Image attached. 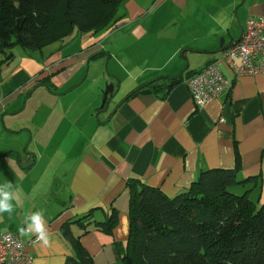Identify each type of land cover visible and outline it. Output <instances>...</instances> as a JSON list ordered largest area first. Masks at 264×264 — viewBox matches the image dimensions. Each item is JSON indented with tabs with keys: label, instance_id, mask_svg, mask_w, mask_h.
I'll list each match as a JSON object with an SVG mask.
<instances>
[{
	"label": "crops",
	"instance_id": "0c3cea01",
	"mask_svg": "<svg viewBox=\"0 0 264 264\" xmlns=\"http://www.w3.org/2000/svg\"><path fill=\"white\" fill-rule=\"evenodd\" d=\"M258 18L264 0H123L102 31L14 51L0 70V189L12 183L13 205L0 214V236H17L32 264H64L75 239L93 264H118L129 182L171 198L202 172L237 164L239 179L251 180L239 192L251 190L264 209V73L234 78L222 66L231 87L202 108L186 87ZM154 82L162 90L138 92ZM34 212L47 244L32 242ZM112 213L106 234L96 223Z\"/></svg>",
	"mask_w": 264,
	"mask_h": 264
},
{
	"label": "trees",
	"instance_id": "16d2710c",
	"mask_svg": "<svg viewBox=\"0 0 264 264\" xmlns=\"http://www.w3.org/2000/svg\"><path fill=\"white\" fill-rule=\"evenodd\" d=\"M122 1L0 0V70L13 59L14 47L36 52L106 29ZM160 89L154 82L138 92ZM238 167L204 171L171 198L129 182V236L118 264H264V209L251 190L239 192L251 180L239 179ZM115 224L112 213L96 227L110 234ZM71 241L75 254L64 264H93L79 240Z\"/></svg>",
	"mask_w": 264,
	"mask_h": 264
},
{
	"label": "built area",
	"instance_id": "2783aa9c",
	"mask_svg": "<svg viewBox=\"0 0 264 264\" xmlns=\"http://www.w3.org/2000/svg\"><path fill=\"white\" fill-rule=\"evenodd\" d=\"M222 66L229 68L234 78L264 73V18L249 19L237 42L187 80L190 98L198 108L230 89L231 82L224 78ZM38 241L32 239L33 243ZM0 264H32L25 244L17 236L9 233L0 236Z\"/></svg>",
	"mask_w": 264,
	"mask_h": 264
},
{
	"label": "clouds",
	"instance_id": "9594fccd",
	"mask_svg": "<svg viewBox=\"0 0 264 264\" xmlns=\"http://www.w3.org/2000/svg\"><path fill=\"white\" fill-rule=\"evenodd\" d=\"M12 188V183L5 180L3 182V188L0 189V214L8 213L11 214L13 210V205L10 203V200L12 199L9 195V192L7 189ZM30 223L28 225V228L31 232L38 234V239L43 241L45 244L48 243V237L46 229L44 228V225L42 223V217L39 212H34L29 217ZM20 234L27 235L28 233L25 232L24 229H19Z\"/></svg>",
	"mask_w": 264,
	"mask_h": 264
},
{
	"label": "water",
	"instance_id": "95a60500",
	"mask_svg": "<svg viewBox=\"0 0 264 264\" xmlns=\"http://www.w3.org/2000/svg\"><path fill=\"white\" fill-rule=\"evenodd\" d=\"M238 41V40H237ZM237 41H235V42H237ZM234 42V43H235ZM234 43H232L230 46H228V47H224V48H222L221 49V51L223 52V51H225L226 49H228L229 47H231ZM112 94V88L110 87V88H108V87H106V89H105V91H104V93H103V98H102V101H101V105H100V110H102V109H104L105 107H106V104H107V102H108V98H109V95H111Z\"/></svg>",
	"mask_w": 264,
	"mask_h": 264
},
{
	"label": "rangeland",
	"instance_id": "374dc122",
	"mask_svg": "<svg viewBox=\"0 0 264 264\" xmlns=\"http://www.w3.org/2000/svg\"><path fill=\"white\" fill-rule=\"evenodd\" d=\"M19 49V47L17 48V47H14L13 49H12V52H14V51H16V50H18ZM103 67V66H102ZM104 69H105V67H104ZM100 70V69H99ZM105 89V88H104ZM102 101V100H101ZM109 102H110V98H108V102H107V104H106V106L108 107V104H109ZM100 105H101V102H100ZM100 105H99V108H100Z\"/></svg>",
	"mask_w": 264,
	"mask_h": 264
}]
</instances>
